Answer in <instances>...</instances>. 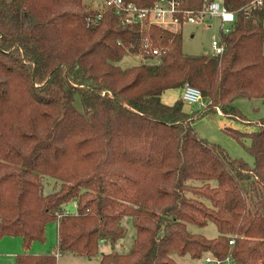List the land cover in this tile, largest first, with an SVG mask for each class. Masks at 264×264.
<instances>
[{
	"label": "trees",
	"instance_id": "trees-1",
	"mask_svg": "<svg viewBox=\"0 0 264 264\" xmlns=\"http://www.w3.org/2000/svg\"><path fill=\"white\" fill-rule=\"evenodd\" d=\"M211 1L180 0L176 18H202ZM254 1L224 0L235 20L215 55L186 53L169 26L128 24L112 10L98 20L94 0H0V238H22L16 264H57L64 252L106 264H178L175 253L264 264V118L247 134L253 165L194 125L218 109L245 120L235 99L264 98V8ZM144 39L160 49L144 52L153 60L116 63L142 53ZM186 83L205 107L162 101ZM46 175L60 181L51 192ZM125 216L137 232L119 252ZM54 220L57 249L32 253ZM209 221L216 237L188 229Z\"/></svg>",
	"mask_w": 264,
	"mask_h": 264
},
{
	"label": "rangeland",
	"instance_id": "rangeland-1",
	"mask_svg": "<svg viewBox=\"0 0 264 264\" xmlns=\"http://www.w3.org/2000/svg\"><path fill=\"white\" fill-rule=\"evenodd\" d=\"M89 0H86V2ZM95 4V2H94ZM223 26L220 18L215 16H207L204 20L198 23L185 22L184 24L174 23L169 27L175 30H182L183 33V50L188 54H200L203 52L212 51V40L220 39V29ZM228 26V23L224 24ZM146 59L144 53L132 54L127 53L123 58L116 63L121 67H128L142 63ZM153 60V59H151ZM150 60V61H151ZM182 96L181 88H171L167 92L162 94V101L167 104H173L176 99ZM233 104L239 109V111L246 118L245 120L224 115L220 112H213L205 116L199 117L194 121L195 128L198 134L207 140L215 142L223 146L228 153L236 158L242 159L249 164L253 165L254 157L248 150V146L251 143V138L247 135L258 128L257 122L264 118V98L262 97H239L235 99ZM189 105L193 109H201L202 107L197 104H190L186 102V108ZM247 120V121H246ZM236 129L243 133L241 139H238L232 131ZM45 192H51L54 186L60 184V181L51 176L44 177ZM75 201H71L67 205V209L70 211H76L74 206ZM122 224L126 228V235L119 239L115 245V249L119 252H127L130 250L134 238L136 236V226L133 223L131 216H125L122 220ZM57 221H49L46 225V238L44 241H34L30 250L39 248L43 252H51L57 249V236L56 227ZM188 229L193 233L205 235L206 237L213 238L219 234L217 225L213 221H209L206 225H198L195 223H188ZM19 236H6L0 238V264H9L13 259L15 250H17V239ZM22 242L18 244V249ZM101 248L109 249L106 244H101ZM109 251V250H108ZM35 252V251H34ZM194 258L189 253L173 255L178 264H212L206 262L204 257ZM57 264H106L103 263L98 256L87 257L83 255H76L72 252H64L59 254Z\"/></svg>",
	"mask_w": 264,
	"mask_h": 264
},
{
	"label": "built area",
	"instance_id": "built-area-1",
	"mask_svg": "<svg viewBox=\"0 0 264 264\" xmlns=\"http://www.w3.org/2000/svg\"><path fill=\"white\" fill-rule=\"evenodd\" d=\"M94 2L96 8L100 10L96 17L98 20L102 18L105 11L112 10L116 14H119L123 21L128 24L146 23L148 25L160 24L169 26L170 24L179 23L176 18V13L180 11V0H156L150 6H141L132 0H94ZM254 4L255 6L264 8V0H255ZM186 12L190 13L191 11ZM202 13L204 14L202 18L189 15L187 22L198 23L204 20L206 16H215L220 18L223 29L228 31L231 23L235 20V12L225 6L224 0H212ZM226 23H228V26H224ZM223 51L224 44L222 40L213 39L211 52L218 55ZM144 52L156 56L160 53V49L153 47L150 41L144 39L142 42V53ZM146 59L150 61L153 58L148 56ZM182 97L187 103L197 104L201 107H205L208 103L203 99L201 89L190 83H186L182 89ZM218 112L222 113L220 109H218ZM230 243H233V240H230ZM204 260L212 264H235L230 255L225 258H220L212 254H207Z\"/></svg>",
	"mask_w": 264,
	"mask_h": 264
},
{
	"label": "crops",
	"instance_id": "crops-1",
	"mask_svg": "<svg viewBox=\"0 0 264 264\" xmlns=\"http://www.w3.org/2000/svg\"><path fill=\"white\" fill-rule=\"evenodd\" d=\"M168 90L164 91V92H167ZM163 92V93H164ZM186 110H193V108L189 105L188 109L186 108ZM74 206L76 207V202H74ZM56 236H57V240H58V225L56 227ZM6 237V236H4ZM22 242V238L20 237L19 239H17V250H15L14 253V256H13V259H6V261L10 260V263L9 264H16V255L21 252L23 249H21V246L19 247L18 249V244H20ZM106 244L107 246H109V249L108 250H111L112 249V246L109 244V243H103V245ZM101 253H104V252H107L108 250L106 248H101ZM34 251L30 250L32 253H45L43 252V250H40L39 248L37 249H33ZM98 258L100 259V256H98Z\"/></svg>",
	"mask_w": 264,
	"mask_h": 264
}]
</instances>
